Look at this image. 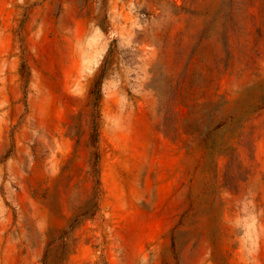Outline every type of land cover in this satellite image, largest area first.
I'll return each instance as SVG.
<instances>
[{
    "label": "rangeland",
    "instance_id": "1",
    "mask_svg": "<svg viewBox=\"0 0 264 264\" xmlns=\"http://www.w3.org/2000/svg\"><path fill=\"white\" fill-rule=\"evenodd\" d=\"M0 264H264V0H0Z\"/></svg>",
    "mask_w": 264,
    "mask_h": 264
}]
</instances>
